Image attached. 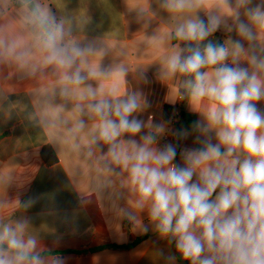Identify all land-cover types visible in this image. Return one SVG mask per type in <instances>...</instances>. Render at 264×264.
I'll return each instance as SVG.
<instances>
[{
  "label": "clouds",
  "instance_id": "clouds-1",
  "mask_svg": "<svg viewBox=\"0 0 264 264\" xmlns=\"http://www.w3.org/2000/svg\"><path fill=\"white\" fill-rule=\"evenodd\" d=\"M223 2L228 5L224 13L209 11L206 19L192 17L175 28L174 38L184 47L174 50L164 66L166 77L182 78L171 102L186 100L200 116L190 130L137 118L151 104L142 91L124 88L127 69L83 73L79 64L94 45L72 42L65 21L39 6L24 18L35 34L32 44L0 35V59L24 66L36 48L43 64L61 72V95L79 93L74 111L81 113L86 106L96 121L90 143L107 146L109 171L114 165L127 174L135 199L131 208L122 209L125 219L139 224V214L146 213L155 233L190 264H264V110L257 106L264 101V45L258 43L264 36V0H234V6L232 0ZM203 4L161 0V7L172 13ZM221 29L235 31L240 39L214 43L209 37ZM100 77L110 84L86 83ZM142 79L147 82L146 76ZM84 127L85 121L77 119L69 131L76 134ZM166 134L177 143L160 146ZM193 135L199 146L182 148L181 163H176L179 141ZM29 225L28 217L0 220V264H66L59 255L42 254ZM160 256L165 264L176 262L175 255L161 251Z\"/></svg>",
  "mask_w": 264,
  "mask_h": 264
},
{
  "label": "crops",
  "instance_id": "crops-1",
  "mask_svg": "<svg viewBox=\"0 0 264 264\" xmlns=\"http://www.w3.org/2000/svg\"><path fill=\"white\" fill-rule=\"evenodd\" d=\"M37 6L65 21L72 42L94 45L95 51L79 64L83 73L126 68L124 88L142 91L151 104L137 118L168 127L179 104L171 102L173 90L182 78L166 77L164 66L174 50L184 47L174 30L186 19H206L209 11L224 13L228 7L223 0H204L199 8L172 13L161 7V0H0V35L31 45L35 34L24 18ZM209 39L227 43L240 37L221 29ZM258 43L264 45V36ZM110 82L104 77L86 81L93 86ZM64 87L61 72L43 64L36 48L24 66L0 59V220L28 217L29 234L39 240L42 254L59 255L66 264H165L161 251L175 255V264H190L174 244L155 233L146 213L139 214V224L124 218L122 209L131 208L135 199L127 174L105 166L107 146L90 143L95 118L86 106L75 112L79 93L63 96ZM257 106L264 110V101ZM199 118L185 100L180 128L190 130ZM77 119H83L85 127L71 134ZM194 138L183 140L184 147H198ZM164 139L160 146L167 143ZM48 145L58 157L54 164L42 157ZM175 162L181 163L179 155ZM29 200L34 203L25 207Z\"/></svg>",
  "mask_w": 264,
  "mask_h": 264
},
{
  "label": "built area",
  "instance_id": "built-area-1",
  "mask_svg": "<svg viewBox=\"0 0 264 264\" xmlns=\"http://www.w3.org/2000/svg\"><path fill=\"white\" fill-rule=\"evenodd\" d=\"M185 100H179V104L176 108V112L173 114L172 119H171V123H170V127L169 128H173V129H180L181 126V122H182V112H183V106H184ZM165 142L167 143H177V141L175 140V138L170 135V134H166L165 135ZM184 148V142L179 141L178 144V155H179V151Z\"/></svg>",
  "mask_w": 264,
  "mask_h": 264
},
{
  "label": "trees",
  "instance_id": "trees-1",
  "mask_svg": "<svg viewBox=\"0 0 264 264\" xmlns=\"http://www.w3.org/2000/svg\"><path fill=\"white\" fill-rule=\"evenodd\" d=\"M42 157L47 164H54L58 161V157L54 149L48 145L42 150ZM122 248H128L127 246H122Z\"/></svg>",
  "mask_w": 264,
  "mask_h": 264
}]
</instances>
